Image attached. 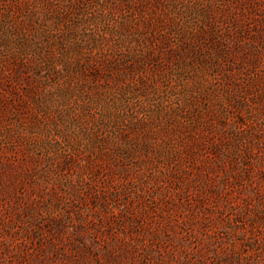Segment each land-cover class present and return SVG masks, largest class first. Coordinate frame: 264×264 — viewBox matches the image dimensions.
I'll list each match as a JSON object with an SVG mask.
<instances>
[{"label": "rangeland", "instance_id": "obj_1", "mask_svg": "<svg viewBox=\"0 0 264 264\" xmlns=\"http://www.w3.org/2000/svg\"><path fill=\"white\" fill-rule=\"evenodd\" d=\"M0 264H264V0H0Z\"/></svg>", "mask_w": 264, "mask_h": 264}]
</instances>
